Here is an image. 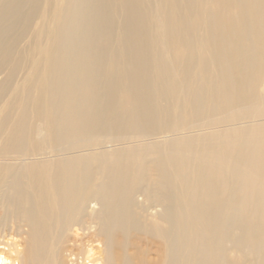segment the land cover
<instances>
[{
	"label": "bare ground",
	"instance_id": "6f19581e",
	"mask_svg": "<svg viewBox=\"0 0 264 264\" xmlns=\"http://www.w3.org/2000/svg\"><path fill=\"white\" fill-rule=\"evenodd\" d=\"M0 264H264V0H0Z\"/></svg>",
	"mask_w": 264,
	"mask_h": 264
}]
</instances>
